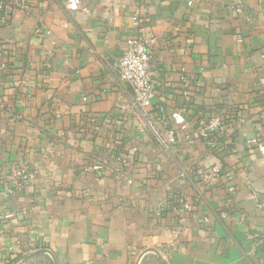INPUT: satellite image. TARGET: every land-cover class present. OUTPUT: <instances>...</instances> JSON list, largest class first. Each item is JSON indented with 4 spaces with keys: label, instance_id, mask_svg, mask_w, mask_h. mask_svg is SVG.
I'll return each mask as SVG.
<instances>
[{
    "label": "crops",
    "instance_id": "0c3cea01",
    "mask_svg": "<svg viewBox=\"0 0 264 264\" xmlns=\"http://www.w3.org/2000/svg\"><path fill=\"white\" fill-rule=\"evenodd\" d=\"M28 1L0 13V264H264V0ZM129 37L149 119L187 108L168 148L117 71Z\"/></svg>",
    "mask_w": 264,
    "mask_h": 264
},
{
    "label": "built area",
    "instance_id": "2783aa9c",
    "mask_svg": "<svg viewBox=\"0 0 264 264\" xmlns=\"http://www.w3.org/2000/svg\"><path fill=\"white\" fill-rule=\"evenodd\" d=\"M72 8H77L78 0H67ZM29 9L28 0H0V13L4 15L24 12ZM150 53L147 47V42L140 37H129L126 40V45L123 48L122 54L117 61V71L121 80L125 81L133 90L135 101L141 109V114L145 119H148V126L157 141L164 147H169L175 142L178 132L183 129L186 122V107L173 110L169 115L163 107L159 108V114L154 119H149V108L152 106L154 99L157 96L151 73H150ZM6 63L0 60V69H4ZM188 95V91H184ZM227 130V126L223 117L220 114H213L203 122V133L205 135L220 136ZM249 145H256L262 153H264V142L257 137L248 141ZM118 163L123 166H129V157L118 156ZM96 170H101L102 165L93 166ZM222 170L219 166H214L211 172L203 175V179L209 182L217 181L222 175ZM15 176L26 181L30 177L27 166L14 170ZM227 178H230V172L226 173ZM129 180V183H132ZM234 186H229L228 191L232 194ZM0 211V219L2 218ZM207 219V218H206Z\"/></svg>",
    "mask_w": 264,
    "mask_h": 264
},
{
    "label": "water",
    "instance_id": "95a60500",
    "mask_svg": "<svg viewBox=\"0 0 264 264\" xmlns=\"http://www.w3.org/2000/svg\"><path fill=\"white\" fill-rule=\"evenodd\" d=\"M31 254H34V253H31ZM28 255H30V254H25V255H23L22 258L27 257ZM56 264H58L57 261H56Z\"/></svg>",
    "mask_w": 264,
    "mask_h": 264
}]
</instances>
